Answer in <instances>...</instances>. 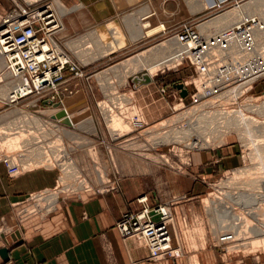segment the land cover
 Wrapping results in <instances>:
<instances>
[{"label": "rangeland", "instance_id": "374dc122", "mask_svg": "<svg viewBox=\"0 0 264 264\" xmlns=\"http://www.w3.org/2000/svg\"><path fill=\"white\" fill-rule=\"evenodd\" d=\"M23 1L30 4L34 0ZM23 1L0 0L2 7L0 16L5 11L24 7ZM37 1L40 5L50 3L60 24L58 9L61 13L64 10L59 6L55 9V3H58L52 0ZM224 9L217 11V8H212L211 10L218 12L214 11L212 16L220 14L219 12ZM201 19V22L190 24L203 35L202 30L199 32L196 26L208 19ZM119 22L122 38L114 37L113 40L104 38V41L113 49L123 46L127 40L128 42L123 48L107 56L99 58L94 54H86L81 57L80 51L86 46H81L80 37L66 40V48L62 45L61 49L57 47L69 61L62 72L63 83L59 86V94L52 103L53 107L58 104L57 109L44 103L50 99L53 90L45 91L41 97H36L38 101L24 99L12 104L16 105L13 107L8 104H5L6 107L2 106L3 101H0V112L13 115L10 117L12 120L0 124V144L11 151L17 149L21 137L24 136L23 133H26L27 136H24L26 139L21 144L22 152L41 158L42 161L37 163V160L31 161L27 157L29 159H25L28 162L26 161L24 166L21 163L25 160L20 162L18 158L20 164H17L20 168L23 167L21 170L42 168L52 171L55 175L53 187L41 190L42 194L38 191L39 195H35L33 204H30L29 199L28 205L23 204L21 207L23 215L33 214L27 218L28 220L45 216L55 204L50 207L48 201L41 202V199L51 194H57V202L60 203L62 200H69L70 197H78L84 193L83 189L80 191L81 185L84 188L89 183L90 192L86 193H91L96 188L104 191L117 189L121 184H115V181L116 183L124 181L122 186L136 191L137 194L160 198L166 191L167 197L171 196L169 203L161 206L169 210L166 211L171 216L168 223L169 235L173 248L179 249V252H176L178 256L169 259H181L182 264H242L243 262L264 264V227L263 234L259 233L257 236L252 231L249 232L245 225L246 223L259 228L262 223L264 224V159L255 158L254 154L256 149L254 144L263 145L264 135L252 138L251 135L244 134L240 130L220 129L224 134H216L219 136L214 135L209 138L207 145L198 146L193 144V140L187 141V137L181 134L182 131H187L188 124L196 118L197 113L191 117V110L195 108L208 114L223 112L232 118L234 114L242 112L243 121L249 119L256 121L262 124V128L260 126L259 128L264 131V112L261 113L258 108L264 103V89L256 90L257 82L250 84L248 90H245V87L240 90V87H237L238 83H232L243 76L239 71L246 66L249 68L250 65L230 61V56L220 59L212 48L209 55L219 59L218 66L230 65L235 70L230 74V78L229 76L225 78L223 86L232 84L223 89L218 98H205L193 103L191 95L193 84L197 87L198 71L188 58L180 61L185 50L180 56H174L176 51L173 50L180 47L175 45L177 43L173 39L176 32L132 42L126 39L128 31L121 20ZM104 35L106 34L100 32L101 38H97L93 43L94 46H90L89 50L99 51L101 47L99 44ZM203 37L207 36L203 35ZM224 40L221 39L220 43ZM164 41L167 42L161 45L171 47L169 53L158 57L154 55L153 60L149 59V55L159 51L157 48L161 45H158ZM70 43H73L74 47H71ZM259 46L260 52L264 51V46L262 47V44ZM91 50L89 52H92ZM91 57L96 60L87 63L83 60ZM1 65L3 66V63ZM145 70L150 74L148 75ZM144 75L151 79V83L139 86L137 83ZM179 83L183 84L187 91L185 98H181L180 92L174 87ZM9 84L6 86L9 92L1 94L4 103L8 102V93L10 94L11 87H14L13 83ZM242 90H245V93L242 94ZM219 102L220 106H218ZM10 106L12 108L9 109ZM60 110H63L66 116L57 119L56 113ZM180 117L183 118L179 119ZM88 118L92 120L91 124L86 123ZM111 118L115 120L114 123L110 122ZM18 130L21 135H14V131ZM3 134L5 136H2ZM226 147H233L232 155L235 161L225 167L222 166L223 168L217 170L219 172L213 174V177L209 179L206 177L207 185L200 184L201 195L192 198L184 193L180 196L176 195L181 193H172L173 190L181 191L182 179L179 178L181 175L187 179L194 177L202 180L201 177L193 175L195 171H201L202 167L192 172L189 168L193 152L213 153ZM132 161L136 164H131ZM60 164L75 165V168L71 165L73 172L75 171L74 175H69L65 182L61 181L63 176L58 166ZM61 188L63 190L58 191ZM257 194L262 195L260 198L262 201L258 202L259 208H256L257 204L254 202ZM243 199L245 202L239 205ZM35 203L38 206L43 204L39 207L45 210H35ZM47 207L49 208L46 209ZM19 210L14 213L16 222L27 221L20 219ZM231 217L234 218L233 224L236 228L241 227L238 223L243 228H240L241 232H237L235 238L230 234L226 235L233 240L224 244L219 239L232 229ZM240 217L242 218L239 219ZM133 237L144 246L141 238ZM147 252L149 256L150 252L148 250Z\"/></svg>", "mask_w": 264, "mask_h": 264}, {"label": "crops", "instance_id": "0c3cea01", "mask_svg": "<svg viewBox=\"0 0 264 264\" xmlns=\"http://www.w3.org/2000/svg\"><path fill=\"white\" fill-rule=\"evenodd\" d=\"M249 1L52 0L58 3H55L56 7L59 6L64 10L63 13L58 10L61 30L59 29L54 35L53 43L59 49L61 45L66 48V40L80 37L81 46H86L80 51L81 57L86 54H94L99 58L107 56L123 48L128 40L123 46L113 49L103 38L99 44L101 45L99 51L90 49L92 52H89V48L94 46L93 43L97 38H101L102 30L99 27L110 28L115 25L120 28V20L128 31L127 37L124 32L123 35L132 42L159 34H172L182 23L201 22L203 20L201 18L208 20L196 27L199 32L202 30L203 35L209 37L217 34L216 29L203 31L201 26L234 11L235 8L241 10L240 8ZM219 3L222 5L217 11L225 9L220 11V14L212 16L215 10H211L210 7ZM211 16L212 18L209 19ZM128 21L132 22L133 29L128 27ZM165 42L167 41L158 46ZM69 45L74 47L73 43ZM76 46L78 47V44ZM83 60L87 63L96 59L91 57ZM1 63L0 101H3L2 106L6 107L1 94L11 82ZM260 81L255 85L256 90L264 89V79ZM11 106L9 109L12 108ZM8 114V112H0V124L12 120L10 117L13 115ZM233 150V147H226L213 153L193 152L190 158V171L202 167L201 171L197 170L193 175L201 177L203 181L194 177L187 179L181 175L182 177L179 178L182 179V189L176 192L173 190L172 193H181L176 196L184 193L192 198L201 195L202 185H207L206 177L208 179L213 177V174L219 172L217 170L235 161ZM131 164L136 163L132 161ZM216 164L218 165L215 166ZM54 180V173L42 168L20 170L10 176L7 166L0 163V225L2 223L5 225V232H0V250L5 249L7 254L4 258L0 256V264H182L181 259L153 262L148 259L147 250L137 239L131 237L123 240L120 237L116 223L125 212L140 211L142 205L138 203V199L145 195L124 188L122 186L124 181L117 183L115 181V184H121L117 189L104 191L96 188L91 193H81L78 197L56 202L42 218L27 219L25 222L17 223L14 213L21 209L23 204L29 202V195L53 187ZM90 188L88 183L86 190L90 192ZM145 198L148 206L156 207L169 203L171 196L167 197L165 191L160 198L154 195H146ZM172 236L174 238L173 234Z\"/></svg>", "mask_w": 264, "mask_h": 264}, {"label": "bare ground", "instance_id": "6f19581e", "mask_svg": "<svg viewBox=\"0 0 264 264\" xmlns=\"http://www.w3.org/2000/svg\"><path fill=\"white\" fill-rule=\"evenodd\" d=\"M57 7L55 9H58ZM240 9L241 10L235 8V10L233 9L234 11L227 13V14L215 19L214 21L209 22V23L201 26V29H204L203 31H205V29L215 28L216 29L215 33H218V34L221 33V35L216 34V35L205 38V37H203V35L198 33L201 40L206 41L204 44H207L206 46H204V49L199 51V52H194V53L190 52V50L188 48L193 46L190 41L182 43L178 38L173 37L174 41L177 43L175 45L177 47L180 45V47L173 50V51H176L174 53V56H180L181 53L185 50V52L183 53L182 59L180 61H182L185 58H188L190 60L191 64L193 66H195L196 70L198 69L199 79L196 81L197 87H196V91H195V95H196L195 98H199V99L200 98L201 99H205V98H212L213 99L216 97L218 98V96H221L222 90L225 89L226 87H228L232 83H238L237 87H240V90L243 87H245L244 89L246 90L250 84L257 82L258 79L264 77V73H263L262 75L256 76L257 79L242 80V78H244L246 76V74L248 75L252 71L248 70V71H246V74H245V71H239V74L243 73V76L240 79H238V80H236V81H234L228 85L223 86V82L225 81V78L228 76L230 78L231 77L230 74L232 72H234L235 70L230 65L218 66L217 62L219 59L216 57L212 58L209 55V51L213 48L214 52L218 56H220V59H221V57L230 56V61H234V62L236 61L237 64H241V65L243 63L246 65H250L249 68H247V66L245 67L247 69H251V68H253L252 66H254L255 68L258 67L256 69V71L262 70L261 67H264V54H263L264 51L260 52L261 49H258V47H260L259 44H262V47L264 46V0H251ZM59 12L61 13V10H59ZM55 21H56L55 23H56V28H57L56 33H57L59 31L60 24L57 22L56 16H55ZM248 22H251V23L249 25H246V28H243V25L248 23ZM127 25H128V27H130L133 24L131 21H128ZM114 26L112 25L110 28L106 27V28L101 29L103 34H106L103 36V38H108V39H112V40L114 39V37L118 38V39L122 38L121 37L122 33L119 31L120 28L117 26H115V27ZM233 29L235 31H231ZM222 32H225V34H222ZM54 35H53V37H54ZM221 36H224V37H221ZM53 37L49 38L50 39L49 43L46 40V42L43 44V47H45V48L53 47L54 49H56V51L53 55L54 57L52 56L50 58V61H55L58 59L62 63H64V62L68 63L69 61L64 57V55L58 50L56 45L53 43ZM221 39H225V40L220 43ZM157 49H159V51H157L155 53H151L149 55L150 56L149 59L153 60L154 55L157 57H158V55H162V56L167 55V53H169L171 47H165L164 45H161ZM3 54H4L3 51L0 49V60L3 63L4 72L6 73V76L8 75V79L10 78L9 81L14 84V87H11L12 91L10 92V94L13 93V91H16V89L18 87L22 88L24 84H27V86L29 85L31 88H33L32 84L30 83V81L28 79L29 77H30V79H32V75H26V76L17 75V76H15L7 65L6 58L4 56L6 54H4V55ZM7 56H8V58H10L9 54H7ZM48 60H49V58H48ZM234 62H231V63H234ZM259 63H261V65H259ZM49 64H51V63H49ZM162 64H163V61H162ZM152 68H155V67L152 66ZM143 69H144V67H143ZM148 69H150V67ZM242 70H244V68ZM145 71L148 73V75L150 74L147 70H145ZM28 72L30 74H32V72H30V71H28ZM44 74H45V77L50 79L51 76L56 75L57 73H55V71H53L51 68H49L47 70V72H44ZM144 76H146V75H144ZM143 77L137 83V84H139V86H144V85H148L151 83V79L148 76H147L148 82L144 83ZM205 77H207L206 83H204L206 88H205V90H203L201 82ZM262 79H264V78H262ZM37 84L38 83L35 82L34 86H36ZM136 87H137V85H136ZM183 88H184V86H183ZM3 89H4V87H3ZM24 90H22V92H24ZM245 90L244 91L242 90L241 93L242 94L245 93ZM173 91H175V90H173ZM7 92H9L8 87H5L4 94ZM10 94L8 93L9 96H8V102L6 101V103H5L6 105L7 104L8 105L16 104V103L10 104V98H11ZM24 94H26V92L21 93V95H24ZM13 95H15V94H13ZM186 95H187V91H186ZM180 96H181V98L186 97V96L182 97L181 92H180ZM6 97H7V95H6ZM31 99L32 100L35 99L34 101H38V99L35 96L32 97ZM46 104L52 106V103H50V102H48ZM55 105H54V107L53 106L52 107L57 109L58 104H55ZM218 106H220V102L218 103ZM258 108L260 109L261 113H263L264 112V103H262L260 105V107H258ZM197 111H198V108L191 110V117H193L192 115L197 113L195 115L196 118H193V120L191 119L192 121L190 122V124H188L187 131L186 132L182 131V133H181L182 135H185V137H187V141L193 140L194 145H198V146H201V145L203 146L204 144L207 145L209 142V138L213 137L216 134H219V135L221 133L224 134L223 130L221 131L220 129H225V130H229V131L234 130V129L240 130L244 134L251 135L252 138H255L257 136L262 137L264 135V131L260 130V128H262L261 127L262 124H260L256 121H253L251 119H249L248 121H243L241 118L242 112H238V113L234 114L233 115L234 117L232 118L223 112H215L213 114H208V112L204 113L205 111L204 112L203 111L197 112ZM60 112H64V111L60 110L56 113V115L59 114ZM54 114H55V112L53 113V116H54ZM65 116H66V113L64 112V116H61L59 118L56 117V118L61 119V118H64ZM185 116H186V114H185ZM183 117H180L179 119H181ZM107 118H109V117H107ZM110 120H112V118ZM114 121L115 120H112L110 122L114 123ZM91 122H92V120L90 118L86 119L87 124H91ZM82 125H83V123H82ZM259 126H260V128H259ZM14 132H15V133H13L14 135H21V133H18L19 130L17 132L16 131H14ZM176 132H178L180 134L179 131H176ZM23 134H24V136H27L26 133H23ZM219 135H216L215 137H218ZM2 136H5V134H3ZM24 136L21 137V143L17 146L18 148L17 149L14 148V149H12V151L9 148L6 149L4 146H2L0 144V147L5 152L11 151L10 154H11V156L13 155V157H11L10 159H1L0 158V162L4 163V161H6V163H7L6 166H7L8 171L10 168H14V167H16L18 169V171H20L21 168H23V167L21 166V168H20V166L17 163L20 164V162H22L21 160H23V159L25 160L27 157H29L31 161L37 160L36 161L37 163H39V161H42V160H40L41 158L39 159V158H36L35 156H30V154H28L27 152H22L23 146H21V144L26 139V138H24ZM3 138L4 137H2V140H3ZM179 140H181V139H179ZM254 146L256 148L254 151L255 158L257 157V158H261V159L263 158L264 159V144L259 145V144L255 143ZM24 148L27 149L26 147H24ZM189 148H191V147H189ZM38 149H40V147H38ZM198 149H199V147H198ZM25 153H26V155H25ZM38 153H40V151H38ZM18 158L20 159V162H19ZM29 158H27V159H29ZM42 159H44V158H42ZM26 161L27 160H25V162L23 161V163H21V165L26 163ZM25 165L26 164H24V166ZM71 165L73 166V164H71ZM71 165L70 164L69 165H65V164L58 165L59 168L62 170L61 173H62L63 177H61L62 178L61 181L68 179L69 175H71V174L74 175L75 171L73 172V170H74L73 167L75 165L73 167H71ZM70 170H71V173L69 174ZM62 188L58 189V191H62L63 189H65V188H63V189ZM82 189H83L84 193L88 192L86 190V186L83 188L81 185L80 190H82ZM255 197L256 198H255L254 202H256V204H257L256 208H259L260 204L258 202L262 201V200H260V198H262V195L257 194V195H255ZM47 201L49 203L48 206H50V207L53 206L54 204H56L57 194H51V195L45 197L44 199H41V202H47ZM138 201L139 202L143 201L146 203L145 196L141 197L140 200L138 199ZM244 202H245V199H243V201L239 202V205H241V204L243 205ZM42 205L43 204H41L39 206H42ZM140 205H142V203H140ZM39 206L35 203V206H34L35 210H37V211L45 210V208L39 207ZM247 206L249 207L250 205H247ZM48 208L49 207H47L46 209H48ZM51 209H52V207H51ZM170 218H171V216L168 217V220L164 221L165 227L167 230V234H168L166 243L155 248V247L149 245V243H148L149 241L145 242L143 239H141L144 241V248L150 252L148 259H150L153 262H160L163 260H168L169 258H172L174 256H178V254L176 252H179V249L173 248L171 238L169 235L168 223L170 222ZM241 218L242 217H240L239 219H241ZM233 219L234 218L231 217V220H230L232 223L231 225H233V227H231L232 229L228 233L224 234L221 239H219V241L221 243H224V244L227 243L228 244V242H231L233 240L232 237L226 236V235L230 234L233 236V238H235L238 235L237 232H241L240 228H243V226L240 223H238L241 227L236 228L235 224H233V221H234ZM242 223H244V220H242ZM245 225H246L247 230L249 232L252 231L254 235L258 236L259 233L263 234V229H262L264 227L263 223L260 225L259 228H256L255 226H252V225L249 226L246 223H245ZM243 233L245 234V231H243ZM220 245H222V244H220ZM222 246H225V245H222Z\"/></svg>", "mask_w": 264, "mask_h": 264}, {"label": "built area", "instance_id": "2783aa9c", "mask_svg": "<svg viewBox=\"0 0 264 264\" xmlns=\"http://www.w3.org/2000/svg\"><path fill=\"white\" fill-rule=\"evenodd\" d=\"M23 2L24 7H17L16 9L5 11L4 14L0 16V49L6 54L3 55L6 58L8 67L15 76L32 75V79H30V77L28 79L33 88L29 85L27 86V84H24L22 88L18 87L16 91H13V93L10 94V104L18 103L24 99H31L34 96L41 97V94L48 90H53L52 95L50 96V99H47L44 103H53L55 97L59 94V86L63 83L61 81L62 72L68 64L65 62L62 63L58 59L50 61V58L54 55L56 49L53 47H43L46 40L49 43V38L53 37L56 33L55 14L52 12L50 3L40 5L37 0L30 2V4H27L25 1ZM220 5H222V3L214 4L210 9H218ZM1 8L2 7L0 6V9ZM250 23L251 22L244 24L243 28H246V25H249ZM231 31L235 30L233 29ZM175 32L176 36L173 37L178 38L182 43L188 41L191 42L193 46L188 49L192 53L203 50L204 46L207 45L204 44L206 41L201 40L198 31L193 28V25L190 23H182L177 27ZM7 54L10 55V58H8ZM259 65H261V63H259ZM49 68L57 73L56 75L51 76L50 79L45 77L44 74ZM257 68L247 69L244 67V70L241 71L246 72L251 70L252 72L248 75L246 74L242 80L257 79L256 76L264 73V67H261L262 70L260 71H256ZM28 71L32 72V74ZM262 78L258 79V81L262 80ZM206 80L207 77L201 82L203 90L206 88L204 85ZM35 82L38 83L36 86H34ZM193 88L191 99L193 103H197L196 101L201 98H195L196 87L194 84ZM22 90H24V92H22ZM25 92L26 94L21 95V93ZM11 157H13V155L11 156L10 153L5 152L0 147L1 159H10ZM2 164L7 165L6 161ZM17 172L18 169L16 167L9 169L10 176L12 173ZM37 193H33L29 196L30 204H33L35 195H39ZM42 193L43 192H40V194ZM138 203H142L141 210L138 212H125L121 219L116 223V229L123 240L138 236L145 242L149 241V245L157 248L167 242L168 234L164 221L168 220V217L170 216V213H167L169 210L161 205L150 207L143 201H138ZM18 215L21 220L33 216V214L30 213H28L27 216H24L23 210L21 211V209L19 210ZM0 232H5L4 223L0 225Z\"/></svg>", "mask_w": 264, "mask_h": 264}, {"label": "water", "instance_id": "95a60500", "mask_svg": "<svg viewBox=\"0 0 264 264\" xmlns=\"http://www.w3.org/2000/svg\"><path fill=\"white\" fill-rule=\"evenodd\" d=\"M143 78H144V81H143L144 83L148 82V77L147 76H144ZM174 86H175L176 89H178L181 92L182 97L186 96V90L183 88V85L181 83H179L177 85H174ZM61 116H64V112H60L59 114L56 115V117H58V118L61 117ZM0 256L3 257V258L7 256L5 249L0 250Z\"/></svg>", "mask_w": 264, "mask_h": 264}]
</instances>
